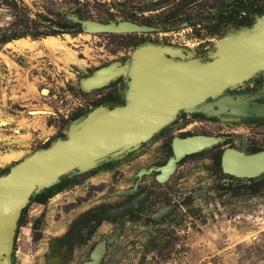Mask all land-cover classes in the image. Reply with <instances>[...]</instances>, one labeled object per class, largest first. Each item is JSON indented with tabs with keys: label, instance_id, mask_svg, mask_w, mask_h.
Here are the masks:
<instances>
[{
	"label": "rangeland",
	"instance_id": "obj_1",
	"mask_svg": "<svg viewBox=\"0 0 264 264\" xmlns=\"http://www.w3.org/2000/svg\"><path fill=\"white\" fill-rule=\"evenodd\" d=\"M258 11L264 12V0H0V176L68 137L96 108L128 101L142 46L177 49L186 62H205L226 40L252 32L235 22ZM87 20L150 30L70 32ZM24 31L29 35L12 39ZM103 70L108 79L88 86ZM237 116L220 127L210 117L205 129L229 131L228 142L242 152L264 147V123L248 125ZM164 136L48 188L51 197L24 213L13 264H83L100 243L106 249L100 264H264V173L226 174L218 145L187 155L160 182L161 167L173 157ZM143 193L145 203L133 213L108 216L109 208ZM164 206L170 212L156 219Z\"/></svg>",
	"mask_w": 264,
	"mask_h": 264
},
{
	"label": "water",
	"instance_id": "obj_2",
	"mask_svg": "<svg viewBox=\"0 0 264 264\" xmlns=\"http://www.w3.org/2000/svg\"><path fill=\"white\" fill-rule=\"evenodd\" d=\"M259 19L252 26V32L226 40L215 57L207 62L178 61L174 57H183L180 50L142 46L133 60L126 105L96 108L72 127L66 139H58L49 148L36 151L0 176V264H13L19 219L35 195L72 172L90 168L147 142L173 123L181 111L215 114L216 103L209 102L211 98L264 72V16ZM124 26L129 27L127 31L130 32L150 30L128 21L105 24L87 20L82 23L86 33H124L125 28H121ZM105 72V79L98 85L108 79L109 74ZM226 101L220 113H226L235 105L232 98L227 97ZM233 113L240 112L233 110ZM260 114L264 116V109ZM192 139L196 138L175 139V157L160 169L158 181H167L186 155L207 147H177V142ZM214 142L205 143L212 145ZM223 169L226 174L237 177L260 175L264 173V151L247 155L235 149L228 150L223 157ZM146 197L147 193H143L123 205L109 208L107 214L112 218L129 215L145 203ZM171 208L162 207L155 218L161 219ZM96 222L92 220L84 228L85 236ZM105 254L104 243H100L92 251L91 260L83 264H100Z\"/></svg>",
	"mask_w": 264,
	"mask_h": 264
},
{
	"label": "flooded vegetation",
	"instance_id": "obj_3",
	"mask_svg": "<svg viewBox=\"0 0 264 264\" xmlns=\"http://www.w3.org/2000/svg\"><path fill=\"white\" fill-rule=\"evenodd\" d=\"M246 9L247 8L243 6V10ZM174 59L178 61H184L179 57H174ZM227 97H229L230 99L232 98L235 101V105H233V108L232 107L228 108V111L226 113H220L219 111L221 110L222 105H225V102H227L226 101ZM209 102L216 103L215 108L217 112L212 117L207 116L205 112L189 113L186 111H181L177 119L173 123L166 126L159 133L155 134L153 138L161 134H165L163 139L166 141L167 145H169V149L170 152H172L173 157H175V147H174L175 139H173L174 137H172V135L178 134L179 138L176 139L196 138V139H201L202 141L205 142L215 141L212 145H209L203 148L202 150L209 148L210 146L221 145L217 148L218 152L216 157L218 158L219 161H221V167L222 170L224 171L223 169L224 154L231 149L237 150L236 148L233 147L231 142H228L230 139H232V136H230L229 131L224 130L223 128L216 129L215 131H206L205 128L207 127L205 126V124L209 122L213 123L212 120L208 119L211 117L215 121L214 125L220 127L221 125H223L221 122L226 121V119H228L227 116L238 115L236 118H238L239 121L243 120L245 124L262 125L264 123V116L260 115V111L264 109V72L257 74L256 76L252 77L245 83L235 88H231L227 90L224 94L216 98H211ZM109 106L110 105H105L104 107L109 108ZM233 110L240 113L234 114ZM171 128L173 129L170 130ZM253 148L254 149H252L251 152L249 153L243 152V153L249 155L264 151V147L260 145H254ZM186 156L184 158H186ZM172 158H170V160ZM183 159H181L177 164H179ZM169 161L167 163H164L162 167L166 166L169 163ZM160 173L161 170L159 171V174ZM23 220H24V213H21L18 223L17 236L19 235V229H21L22 227L21 225L23 223ZM17 236L15 238V247L17 243Z\"/></svg>",
	"mask_w": 264,
	"mask_h": 264
},
{
	"label": "trees",
	"instance_id": "obj_4",
	"mask_svg": "<svg viewBox=\"0 0 264 264\" xmlns=\"http://www.w3.org/2000/svg\"><path fill=\"white\" fill-rule=\"evenodd\" d=\"M15 4V6H17L16 5V3H14ZM236 13H238V11L236 12ZM264 16V12L263 11H258L257 12V16L255 15V17L253 16V17H251L250 15L249 16H244V17H241V19H238L236 22H235V25H236V29H240V28H251L254 24H255V22L259 19V18H262ZM24 27H26V28H28V26H24ZM72 28H71V30L72 31H70V32H72V33H75V34H79V33H82L83 32V30H82V27H81V24H73L72 26H71ZM29 34H28V32H26V31H24V32H22V33H20V34H18V35H15V37H12V39H19V38H21V37H24V36H28ZM34 38H39V37H41V36H43V34H40V33H34V34H31ZM207 61H210V60H207ZM207 61H205V62H207ZM127 104V101H122V102H120V103H114L113 105H110L109 106V108H114V107H116V106H124V105H126ZM86 118V117H85ZM84 118V119H85ZM83 119V120H84ZM82 121V120H81ZM67 137H63V139H66ZM51 146V145H50ZM50 146H47V147H45V149L46 148H49ZM9 172V171H8ZM7 172V173H8ZM7 173H5L4 175H6ZM67 176H64V177H62L61 179H65ZM51 195H52V192H51V189H44V190H42L39 194H37V195H35L32 199H31V201H30V203L27 205V207L26 208H24L23 209V211H22V213H25L26 211H27V209L29 208V206L32 204V203H34V202H39V203H45L46 202V200L48 199V198H50L51 197ZM80 234L82 235V232H80Z\"/></svg>",
	"mask_w": 264,
	"mask_h": 264
},
{
	"label": "bare ground",
	"instance_id": "obj_5",
	"mask_svg": "<svg viewBox=\"0 0 264 264\" xmlns=\"http://www.w3.org/2000/svg\"><path fill=\"white\" fill-rule=\"evenodd\" d=\"M123 28H127V26L126 27H123ZM102 72L103 73L100 72V74H99L100 75V80H99V76L95 80H89L88 84H89L90 87L97 86L99 83H101L105 79L106 73L104 71H102ZM96 80H98V81H96ZM184 143H188V144H184ZM196 144H198V146L195 145L193 141L188 140V141H185V142H177V147H179L181 149H188V148L193 147V146H197L198 148H199V146L200 147L201 146H204V144H200V142L198 140H196Z\"/></svg>",
	"mask_w": 264,
	"mask_h": 264
},
{
	"label": "crops",
	"instance_id": "obj_6",
	"mask_svg": "<svg viewBox=\"0 0 264 264\" xmlns=\"http://www.w3.org/2000/svg\"><path fill=\"white\" fill-rule=\"evenodd\" d=\"M104 72H105V71H104ZM101 73H103V72H101ZM105 73H106V72H105ZM99 80H100V75H99ZM96 81H98V80H96ZM196 140H198V141L200 142V144H204V146H205V145L209 146V145L211 144V143H210V144H209V143H205V141H202L201 139H193V140H191V141H193L194 144L197 145V146H198V144H196ZM202 142H203V143H202ZM208 142H212V141H208ZM184 144H188V143H184ZM200 144H199V145H200ZM208 144H209V145H208Z\"/></svg>",
	"mask_w": 264,
	"mask_h": 264
}]
</instances>
